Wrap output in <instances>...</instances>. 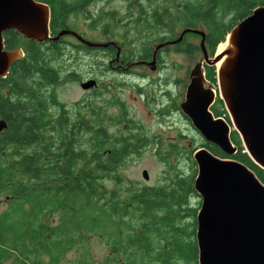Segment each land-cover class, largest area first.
Here are the masks:
<instances>
[{
  "label": "trees",
  "instance_id": "obj_1",
  "mask_svg": "<svg viewBox=\"0 0 264 264\" xmlns=\"http://www.w3.org/2000/svg\"><path fill=\"white\" fill-rule=\"evenodd\" d=\"M38 1L49 5L50 31L55 35L65 27L68 14H86L88 6L99 0ZM124 1L127 18L137 31L155 35L164 27L165 11L150 6L157 0H145L146 5L141 0ZM263 4L264 0H184L178 7L185 16L184 28L204 27L206 50L213 53L238 22ZM123 36L129 44L133 41L125 32ZM3 39L5 48L11 50L22 48L27 38L9 29ZM27 40L38 49L24 54L0 78V119L7 125L0 132V197H6L9 205L0 212V264L9 258L15 264H58L79 239L82 249L90 234L101 235L108 249L97 264H198L200 201L199 207L190 203L192 197H199L193 186L195 148L176 153L190 162L186 173L168 166L166 181L159 185L127 181L118 170L127 156L144 145L140 142L143 135L138 131L111 133L105 118L89 104L61 102L52 86L61 78L53 62L63 54L62 40ZM149 41L141 42L138 50L124 51V59H150ZM205 73L209 82H217L214 65H205ZM210 110L230 123L220 98ZM230 139L237 148L233 155L210 142L203 146L218 157L242 162L264 184V169L252 161L240 135L231 130ZM162 156L169 165L165 161L171 156L169 151ZM105 182L114 183V188ZM53 211L62 213L59 223L43 222L41 218L51 219ZM69 264L96 263L85 254Z\"/></svg>",
  "mask_w": 264,
  "mask_h": 264
},
{
  "label": "water",
  "instance_id": "obj_2",
  "mask_svg": "<svg viewBox=\"0 0 264 264\" xmlns=\"http://www.w3.org/2000/svg\"><path fill=\"white\" fill-rule=\"evenodd\" d=\"M49 24L50 7L44 2L0 0V78L23 56L20 48L5 49L3 33L9 29L40 43L71 34L89 47L109 44L85 40L66 28L51 35ZM189 32L200 35L203 60L190 72L182 112L206 141L217 145L226 155L236 152L229 122L210 110L215 91L204 88L203 63L214 65L219 97L233 130L240 135L252 161L264 169V4L229 31L225 58L218 66L221 57L217 53L209 57L204 31L191 27L183 28L176 39L157 44L151 61L128 65L154 66L159 48L180 42ZM94 85L93 79L80 83L83 90ZM6 126L5 120L0 119V132ZM193 159L197 166L193 186L201 199L196 215L198 264H264V184L242 162L218 157L206 147L196 148ZM141 175L148 179L147 170L143 169Z\"/></svg>",
  "mask_w": 264,
  "mask_h": 264
},
{
  "label": "rangeland",
  "instance_id": "obj_3",
  "mask_svg": "<svg viewBox=\"0 0 264 264\" xmlns=\"http://www.w3.org/2000/svg\"><path fill=\"white\" fill-rule=\"evenodd\" d=\"M183 1L157 0L150 3L151 7L165 11L166 23L164 27L157 29L155 35L146 31H137L132 27V22L127 18V2L124 0H99L88 6L86 14L82 12L68 14L63 24L64 28L74 30L88 41L102 43L120 41L124 45L123 51L126 52L131 47L138 50L141 42L147 39L150 40L148 46L152 48L160 41L159 38L157 40V37H164L165 40L171 39L168 37L176 39L181 33L184 28L182 22L185 21V16L178 6ZM141 2L144 5L147 4L145 0H141ZM106 13L113 15L115 19L110 18ZM89 15L90 18H88ZM94 19L96 20L94 21ZM115 20H118L120 26L116 25ZM106 23L108 26L104 27ZM196 28L204 30L201 24ZM124 32L133 38L130 44L127 42L128 39L125 40ZM200 39L198 34L186 33L180 42L161 50L162 61L158 63L157 69L152 70L147 66L134 67L130 73L115 76L111 72H104V68H100L101 60L105 57L103 52L95 50L93 53H84L80 47H73V45H80L74 36L65 35L63 37L61 43L63 54L53 62V66L57 67L61 73V78L52 86L57 98L68 106L77 103L80 105L91 103L90 106L96 109L100 116L111 121L107 122L108 127L106 126L111 133L119 131L123 135H127L130 132L138 131L143 135L140 142L144 141L145 144L139 148L138 152L127 156L124 164L118 170L127 181H136L149 186L159 185L166 181L164 178L167 177V172L170 170L168 166L186 173L189 170L190 162L188 163L182 158L179 159L176 153L185 154L187 150L204 145V138L194 128L191 121L186 120L181 113L174 109H169L170 104L179 105L184 99L185 88L190 81V72L198 62L203 60L202 51L196 49ZM21 46L24 54L34 53L38 49L37 44L27 39L22 41ZM218 46L219 44L213 53L207 51L209 57H214ZM88 74L100 77L96 91L90 94L80 87V83L85 81L82 78ZM205 79V87L215 91L216 100L220 98L217 82L211 83L207 77ZM164 83L170 85L171 100H169V96L162 95L163 92L160 88L164 87L161 86ZM229 124L233 130L231 123ZM144 138L146 140H143ZM167 150L171 154L165 160L169 162V165L162 158ZM191 157L194 161L193 153ZM195 168L197 173L196 163ZM143 169L148 172L147 180L143 179L141 175ZM105 184L109 189L115 186L111 182H105ZM198 201L201 203L200 197L190 199V203L195 207H199ZM8 206L6 197L1 196L0 212L7 209ZM52 213L51 219L42 217V221L52 225L59 223L62 213L59 211ZM67 216L69 217V215ZM77 243L66 252L62 262L58 264H69L85 254L90 255L92 261L97 264L104 259L108 252L101 235L90 234L82 249L79 248L80 239L77 240ZM44 260L47 261V258L45 257ZM27 263L30 264L29 261ZM2 264L15 263L13 258H9Z\"/></svg>",
  "mask_w": 264,
  "mask_h": 264
},
{
  "label": "flooded vegetation",
  "instance_id": "obj_4",
  "mask_svg": "<svg viewBox=\"0 0 264 264\" xmlns=\"http://www.w3.org/2000/svg\"><path fill=\"white\" fill-rule=\"evenodd\" d=\"M52 35V34H51ZM65 35H71V34H65ZM65 35H63V36H61L58 40H56V41H59V40H62L63 39V37L65 36ZM72 36H74V35H72ZM75 38H76V36H74ZM83 38V37H82ZM77 39V38H76ZM79 42H80V44H83V45H85L84 43H82L79 39H77ZM170 40H173V39H166V40H164V41H159L157 44H159V43H162V42H165V41H170ZM47 41V43H49V41H51L50 39H48V40H46ZM52 41H54V40H52ZM45 42V41H44ZM99 43H102V42H99ZM177 44V43H176ZM170 45H175V44H169V45H167V46H164V47H161V48H159L156 52H155V64L156 65H154V66H149V65H146V64H134V65H128V63H131V62H134V61H151L152 59H153V53H154V48H155V45L153 46V49H152V52H151V54H150V59H147V60H134V61H127V60H125L124 59V51H123V47H122V45L120 44V42L119 41H113V42H109V44L107 45V46H105V47H89V46H87V47H89L88 48V50H84V53H93L95 50H97V51H99V52H103V54L105 55V57L103 58V60H101V65H100V68H104V72H111L113 75H117V76H123L124 75V73H130L131 72V70H132V68H134V67H149V68H151L152 70H155V69H157V65H158V63L160 62V61H162L161 60V55H160V52H161V50H163L164 48L166 49L168 46H170ZM20 48V47H19ZM6 49V48H5ZM21 50H22V52H23V49L22 48H20ZM23 55H24V53H23ZM205 63H203V68H202V70H203V73H204V78L206 77L205 75H206V73H205ZM83 80H85V81H87V80H89V79H93L94 81H95V85L94 86H92V87H90L89 89H86L85 91L88 93V94H90V93H94L95 91H96V89H97V87H98V83H99V81H100V77L99 76H97V75H92V74H88L87 76H84L83 78H82ZM206 80V79H205ZM161 86H164L162 89L160 88V90H162V95L164 96H169V100H171V97H170V89H169V86H168V84L167 83H164V84H162ZM187 86H188V84L186 85V88H185V93H184V99L179 103V105H176L175 103H174V105H171L170 104V106H169V109H174L176 112H179V113H181L182 114V116H184L185 117V119L186 120H189L190 121V119L182 112V110H181V104H182V102L185 100V98H186V90H187ZM204 88H209V87H205V84H204ZM212 89V88H211ZM215 97H216V93H215ZM215 98H214V101H213V103L215 102ZM89 104V106H90V104L91 103H88ZM107 122H111V121H109V120H106V122H105V125L108 127V125H107ZM182 135V134H181ZM143 140H146L145 138L143 139ZM205 140V139H204ZM206 142H208V141H206L205 140V142L203 143V144H205ZM211 143V142H210ZM143 144H145V142L143 141ZM202 147H204V146H202ZM168 151V150H167Z\"/></svg>",
  "mask_w": 264,
  "mask_h": 264
},
{
  "label": "bare ground",
  "instance_id": "obj_5",
  "mask_svg": "<svg viewBox=\"0 0 264 264\" xmlns=\"http://www.w3.org/2000/svg\"><path fill=\"white\" fill-rule=\"evenodd\" d=\"M228 45V41L226 40L225 42H222L218 46L217 54L221 57L219 61L217 62V66L220 65V63L223 61L225 58V51ZM156 65V64H155Z\"/></svg>",
  "mask_w": 264,
  "mask_h": 264
}]
</instances>
